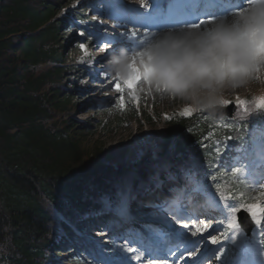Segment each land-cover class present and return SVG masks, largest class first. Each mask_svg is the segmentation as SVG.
<instances>
[{
  "label": "trees",
  "instance_id": "1",
  "mask_svg": "<svg viewBox=\"0 0 264 264\" xmlns=\"http://www.w3.org/2000/svg\"><path fill=\"white\" fill-rule=\"evenodd\" d=\"M75 3L0 0V264H90L80 251L90 226L121 217L119 208L105 206L104 194L116 203L130 188L134 207L141 200L137 188L146 182L179 171L193 183L212 173L215 162L221 169L243 161L242 152L250 147L249 126L235 124L215 129L219 141L228 142L223 155L218 154L221 147L202 148L200 139L209 133L210 121L196 128L184 114L170 116L162 146L151 149L150 164L146 158L140 166L131 164L102 143L85 150L84 139L93 136L94 124L90 117L75 118L73 95L86 91L87 85L80 90L75 77L88 72L79 63L64 65L71 40L64 35L81 27L86 39L95 33L86 8L102 12L114 4ZM239 103L247 106L239 114H249L248 123L264 120L250 97ZM172 141L177 142L174 154Z\"/></svg>",
  "mask_w": 264,
  "mask_h": 264
},
{
  "label": "rangeland",
  "instance_id": "2",
  "mask_svg": "<svg viewBox=\"0 0 264 264\" xmlns=\"http://www.w3.org/2000/svg\"><path fill=\"white\" fill-rule=\"evenodd\" d=\"M154 1L155 0H121L122 3L134 4V7L138 6L142 8L143 12L146 11L147 13H150L149 11L153 7ZM142 2L147 5V8L140 6ZM162 6L163 5H159V8ZM250 7V4L245 2L244 7L236 13H226L224 15L233 17L237 15L238 12L242 14L248 11ZM224 15H217L213 18ZM207 18L208 17H206V19ZM185 20H187V18ZM215 21L216 20L212 23L202 25L201 28H207L215 23ZM100 23L104 25V30H106L108 34L116 36L115 39L107 45V49L103 47L104 44L97 45V42H93L89 46L83 43V41L80 40V30L77 31V34L73 33L70 35L77 37V40L75 39L71 45L75 55L90 52V54L94 56L99 78L95 81H91L89 85L90 91L86 95H82L79 99L83 104L84 112H78L77 118L83 119L86 117H93L94 124L99 128L98 131H95L93 136L85 137V150H89L93 143H102L107 152H111L116 157L123 153L128 162L138 164L146 153L145 141L149 144L155 139L158 144L160 143V138L166 126L164 119H160L161 114L168 113L181 106L192 107L194 110H198V108L181 97L157 92L147 86L141 88L140 82L137 84L136 88V95L139 96L138 103L127 89H125L123 93L115 90L113 85L116 76L109 70L107 65L109 56L119 52L121 48H127L130 51L133 49H142L144 44H141L140 41L150 40L149 37L152 38V33L160 29L152 28L146 24L134 27L130 22L117 23L114 19L107 18H100ZM175 28L178 27H174V29ZM145 29H148L147 35H145ZM167 29L169 28H164L163 30ZM81 44L86 45L87 51H84L80 47ZM260 92L264 93V71H258L254 76L241 82L239 87L226 90L220 98V104H228V102L232 100H236L237 98L240 99L243 95L251 96ZM121 95L124 96L123 108H121L119 104V97ZM148 115L152 116L153 119H148ZM102 125L105 126L104 129H102ZM250 131L254 137L252 149V153L255 154L254 161L259 163L264 162V139L261 138L260 128L254 127ZM261 165H258L257 168H260ZM231 172L232 169L229 168L225 171L221 179L211 177L209 180L205 179L197 183L196 190L198 191H202L203 188H205V184L210 186L209 193H207L208 200L203 205L197 204L199 200L197 194L192 195L190 193L185 197L188 203L185 201L182 203L183 207L187 204L186 206H189V208L182 209L180 206L178 209L176 207L174 210L178 213L184 211L191 212L196 209L197 204L198 211H196V216L200 214V209L203 208L205 210L201 216L211 217L208 220L215 218L218 220L215 219L205 222L201 219H196L191 222L188 220L185 221L187 217L181 216L178 218L181 220L180 223H178L171 221V219L173 220L174 218V214H165L170 222L162 224V228H160L162 233L159 234L158 237L151 233L147 235L144 229H141V227L137 225H135L133 230L136 234L141 235V237L135 241L124 238L110 239L109 231H102V233H95L91 236L98 244L111 240L110 244L116 247L119 256L121 255L120 247L122 245L127 244L129 247H137L139 251L141 246L138 244V241H144L145 237H147L149 238L147 246L154 247L160 254V258H158V256H152V259H167L169 264H177L176 258L178 256H183V261L180 264H264V232L262 231V221L257 222L256 220L260 217L254 218L251 215L256 223V227L253 237L251 238L252 242L247 246V238L237 221L238 211H234V209L241 210L245 208L241 207V205L257 204L264 206V195H261L264 193V176H260L261 170L254 171L255 176H259L261 179H256L258 188H248L247 200H245L240 194L235 196L232 193L238 187V183L233 185L229 180ZM169 187L171 190L170 195L175 197L177 194L171 189L173 185L167 184L166 189ZM152 201L156 200L153 199ZM161 211L163 210L161 209L158 212L155 211L156 215H159ZM233 219H235L236 227L230 226ZM181 224H187L189 227L182 228ZM213 236L218 242H211ZM162 239H166V241ZM229 244L236 247V249H240L239 254L231 256L228 249ZM189 253L192 254L193 258H188ZM129 264H137V262L130 261ZM139 264L141 263L139 262Z\"/></svg>",
  "mask_w": 264,
  "mask_h": 264
},
{
  "label": "clouds",
  "instance_id": "3",
  "mask_svg": "<svg viewBox=\"0 0 264 264\" xmlns=\"http://www.w3.org/2000/svg\"><path fill=\"white\" fill-rule=\"evenodd\" d=\"M107 65L115 76L142 75L141 88L217 109L226 90L264 71V0L242 14L217 17L207 28L159 32L142 49L113 53Z\"/></svg>",
  "mask_w": 264,
  "mask_h": 264
},
{
  "label": "snow or ice",
  "instance_id": "4",
  "mask_svg": "<svg viewBox=\"0 0 264 264\" xmlns=\"http://www.w3.org/2000/svg\"><path fill=\"white\" fill-rule=\"evenodd\" d=\"M257 2H258V0H248V3L250 4V6H256ZM140 6L147 8V5H145L143 2L141 3ZM212 20H214L213 17H208L207 19H200L199 22H194L192 24H187V25H180V26H178L177 29H184V28L201 29L202 25L211 23ZM147 32H148V29H145V35H147ZM158 33H159L158 31L153 32L152 37L157 35ZM150 38L151 37H149V39ZM145 42L146 41H144V40L140 41L141 44H144ZM80 47L84 51H87L86 45L81 44ZM103 47L105 49H107L108 46H107V44H104ZM102 58H106V57H102ZM142 58H143V56L141 55V59ZM142 79H143L142 75H136L132 78H126V77H122L120 75H117L113 86H114L115 90H117L120 93H123L125 91V89H127L129 91V93L131 94V96L138 103L139 102V96L136 95V88H137V84ZM237 100L239 102V98H237ZM119 104H120L121 108L124 107V96L123 95H121L119 97ZM261 106L264 107V98L261 99ZM185 113L187 115H191L192 110L186 109ZM261 195H264V193H262ZM241 207H245L251 213V215L254 218L260 217V218L256 219L257 222L264 221V206L257 205V204H247V205H241ZM234 211H239V209H234ZM230 226L236 227L235 219H233ZM181 227L182 228H188L189 226L187 224H181ZM211 242L216 243L218 241L213 236L211 238ZM138 244L141 246L139 248L138 254H137V252H138L137 247H129V246H127V244L122 245L120 247L121 255L117 259L116 264H129L130 261H135V262H137V264H139V262L142 260V258L145 256L146 253L149 257L154 255L150 246H144L143 240L138 241ZM129 254H131V255H129ZM188 258H193L191 253L188 254ZM148 264H169V261L167 259H149Z\"/></svg>",
  "mask_w": 264,
  "mask_h": 264
},
{
  "label": "water",
  "instance_id": "5",
  "mask_svg": "<svg viewBox=\"0 0 264 264\" xmlns=\"http://www.w3.org/2000/svg\"><path fill=\"white\" fill-rule=\"evenodd\" d=\"M235 110H236V107L234 105H230L228 107H218L217 109L206 110L205 113H211L216 116H220L224 114H229L230 116H232ZM240 218H241V223L243 224L246 223L245 220L242 218V216ZM247 230L249 231L250 228H248Z\"/></svg>",
  "mask_w": 264,
  "mask_h": 264
},
{
  "label": "bare ground",
  "instance_id": "6",
  "mask_svg": "<svg viewBox=\"0 0 264 264\" xmlns=\"http://www.w3.org/2000/svg\"><path fill=\"white\" fill-rule=\"evenodd\" d=\"M138 253H139V251L137 252V254H138ZM182 257H183V256H181V257L178 256V257L176 258V263H177V264L182 263V261H183V260H182ZM149 259H152V256L149 257L147 254H145V256L142 258V260L140 261V263H141V264H148V260H149Z\"/></svg>",
  "mask_w": 264,
  "mask_h": 264
}]
</instances>
